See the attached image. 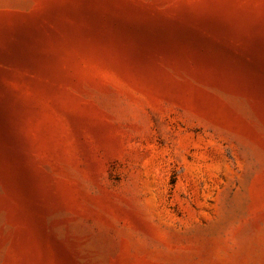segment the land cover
Masks as SVG:
<instances>
[{
  "label": "rangeland",
  "instance_id": "1",
  "mask_svg": "<svg viewBox=\"0 0 264 264\" xmlns=\"http://www.w3.org/2000/svg\"><path fill=\"white\" fill-rule=\"evenodd\" d=\"M0 264H264V0H0Z\"/></svg>",
  "mask_w": 264,
  "mask_h": 264
}]
</instances>
